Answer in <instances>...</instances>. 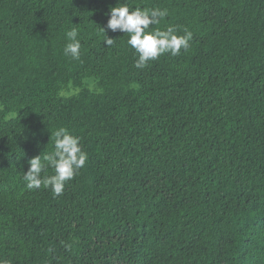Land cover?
Returning a JSON list of instances; mask_svg holds the SVG:
<instances>
[{
    "label": "trees",
    "instance_id": "1",
    "mask_svg": "<svg viewBox=\"0 0 264 264\" xmlns=\"http://www.w3.org/2000/svg\"><path fill=\"white\" fill-rule=\"evenodd\" d=\"M124 2L168 9L150 28L190 47L136 68L106 27ZM61 127L85 166L60 196L27 189ZM0 259L264 264V0H0Z\"/></svg>",
    "mask_w": 264,
    "mask_h": 264
},
{
    "label": "clouds",
    "instance_id": "2",
    "mask_svg": "<svg viewBox=\"0 0 264 264\" xmlns=\"http://www.w3.org/2000/svg\"><path fill=\"white\" fill-rule=\"evenodd\" d=\"M118 5L110 8V19L106 27L113 32L120 31L128 35L127 44L135 50L137 57L136 68L143 69L149 61H155L167 53L172 56L180 55L182 49L186 51L190 47L193 33L187 28L183 29L182 35L176 26L170 25L163 30L150 28L168 16V9L130 8L126 2ZM102 30L106 33L104 28ZM78 35L75 28L66 33L69 43L64 47V55L74 60H78L81 55L82 43ZM113 42L108 36L104 40L109 47ZM52 135L55 138L54 152L32 158L23 179L29 190L50 188L54 195L60 196L66 183L85 166L88 154L83 149L80 138L66 128L61 127ZM48 168L53 170L51 175L46 174ZM0 264H12V261L0 259Z\"/></svg>",
    "mask_w": 264,
    "mask_h": 264
},
{
    "label": "rangeland",
    "instance_id": "3",
    "mask_svg": "<svg viewBox=\"0 0 264 264\" xmlns=\"http://www.w3.org/2000/svg\"><path fill=\"white\" fill-rule=\"evenodd\" d=\"M88 87L89 88H93L94 87V82H89L88 83ZM80 90L79 87H75V86H70L68 89H66L63 94L65 95H72V94H75L77 93L78 91Z\"/></svg>",
    "mask_w": 264,
    "mask_h": 264
}]
</instances>
